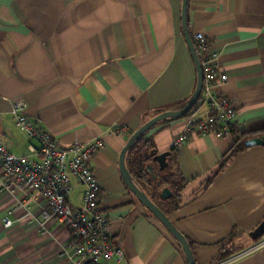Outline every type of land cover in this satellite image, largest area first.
<instances>
[{
  "label": "crops",
  "instance_id": "0c3cea01",
  "mask_svg": "<svg viewBox=\"0 0 264 264\" xmlns=\"http://www.w3.org/2000/svg\"><path fill=\"white\" fill-rule=\"evenodd\" d=\"M181 4L0 0V141L10 153L37 160L31 152L36 143L11 119L12 103L20 100L24 115L60 146L103 142L88 165L101 188L111 243L123 258L99 264H187L180 245L128 190L118 169L134 132L179 110L194 91L197 75L182 34ZM186 18L190 36L203 35L218 72L227 77L213 93L235 108L233 131L246 141L264 136V0H188ZM209 110L201 102L191 117L204 119ZM188 121L162 120L143 137L147 155L170 153L164 171L150 165L153 174L169 169L184 182L176 206L163 203L166 216L187 240L195 264H264V237H249L264 220V146L244 145L220 169L236 136L192 132L174 148ZM71 186L69 201L79 208L82 187L73 178ZM45 210L35 192L0 193V264L77 263L64 227L52 220L41 231ZM229 248L236 254L217 262Z\"/></svg>",
  "mask_w": 264,
  "mask_h": 264
},
{
  "label": "built area",
  "instance_id": "2783aa9c",
  "mask_svg": "<svg viewBox=\"0 0 264 264\" xmlns=\"http://www.w3.org/2000/svg\"><path fill=\"white\" fill-rule=\"evenodd\" d=\"M191 41L196 46L203 76V102L208 104L210 110L204 119L187 118V131L174 140V148H179L192 132L201 136L228 134L236 115L235 108L227 98L213 93L216 86L227 81V77L218 72L208 42L202 34H194ZM23 112L24 104L20 100L14 101L11 119L18 129L36 143L37 146L31 152L37 160L10 153L0 141V193L13 194L17 190H29L40 195L46 204V210L41 213V231L52 220L64 227L69 236L66 247L77 256L76 264L120 261L123 253L119 246L111 243L110 222L99 204L101 188L88 165L95 153L103 148V142L92 139L87 144L60 146ZM71 178L82 187L79 208H73L69 201ZM10 214V211L7 212V215ZM2 223L4 229L12 227L8 216L4 217ZM231 260L217 264H228Z\"/></svg>",
  "mask_w": 264,
  "mask_h": 264
},
{
  "label": "water",
  "instance_id": "95a60500",
  "mask_svg": "<svg viewBox=\"0 0 264 264\" xmlns=\"http://www.w3.org/2000/svg\"><path fill=\"white\" fill-rule=\"evenodd\" d=\"M187 2L188 0H182L181 4V29L183 38L185 40V44L195 66L197 81L195 89L188 101V103L182 108L177 111H168L161 113L154 118L147 121L143 124L134 134L129 138L128 142L120 152L118 158V169L120 176L128 188V190L134 195V197L138 200V202L154 217L156 220L165 228V230L170 233L177 243L180 245L187 264H195L194 257L190 246L187 240L178 232L172 222L168 219V217L143 193L141 192L136 185L133 183L130 174L125 165V156L128 150L133 147V145L137 142L139 137L144 135L147 131H149L156 123L165 120V119H179L182 118L185 114H187L191 109L194 107L196 102L198 101L203 86V76L200 68L199 59L197 57L196 51L194 49L193 43L191 41V36L188 30V21L186 18L187 13ZM244 145L246 147H253V146H264V136L253 138L250 140L245 141ZM155 152L152 151L148 155L146 153L143 154V159L145 161H150V164L147 163L145 166L146 171L150 174L152 178H155L151 170V164H156L157 169L159 172L164 171L168 167L167 158L169 157L170 153H164L160 155H154ZM171 196L170 191L165 188L161 191L160 197L162 199H167ZM250 239L253 242H257L264 237V220L249 234Z\"/></svg>",
  "mask_w": 264,
  "mask_h": 264
},
{
  "label": "trees",
  "instance_id": "16d2710c",
  "mask_svg": "<svg viewBox=\"0 0 264 264\" xmlns=\"http://www.w3.org/2000/svg\"><path fill=\"white\" fill-rule=\"evenodd\" d=\"M192 37V36H191ZM194 49L195 44L193 43ZM196 51V50H195ZM197 54V52H196ZM198 59L199 56L197 55ZM196 86V85H195ZM195 89V87H194ZM191 97V96H190ZM190 99V98H189ZM188 99V101H189ZM188 101L180 106L179 109H182ZM203 94L200 95L198 101L194 105V107L189 111L187 114H185L182 118H189L192 115L193 110H196L198 107H200L201 102H203ZM228 134L232 135L233 137L236 136L234 147H232L231 151L227 155V157L222 161V164L220 165V169L224 167L227 160H229L232 156H234L238 151L244 148V143L246 141V138L244 137V134H239L238 132L233 131L232 125L229 126ZM239 134V136H238ZM144 135L139 137L137 142L131 147L126 155V168L128 170V173L130 174L133 183L136 185V187L143 192L165 215L166 210L163 206V203L169 201L170 204H174L175 197L179 194L181 189L183 188L184 182L178 178L177 175L170 172L168 169L167 172H164L162 174L155 175V178H152L149 176L148 172L145 169L146 161L143 159V154L147 153L148 150L146 148L148 147L147 144L149 142L143 140ZM146 147V148H145ZM167 188L171 193V196L167 199H162L160 197V193L163 189ZM170 206V205H169ZM174 207L176 204L173 205ZM237 250L234 248L224 249L218 256L219 261H224L228 258H230L232 255L236 254Z\"/></svg>",
  "mask_w": 264,
  "mask_h": 264
},
{
  "label": "rangeland",
  "instance_id": "374dc122",
  "mask_svg": "<svg viewBox=\"0 0 264 264\" xmlns=\"http://www.w3.org/2000/svg\"><path fill=\"white\" fill-rule=\"evenodd\" d=\"M203 106H204V105H203ZM198 114H199V113H196V114H195V115H196L195 117H198V116H199ZM77 208H78V206H77Z\"/></svg>",
  "mask_w": 264,
  "mask_h": 264
}]
</instances>
